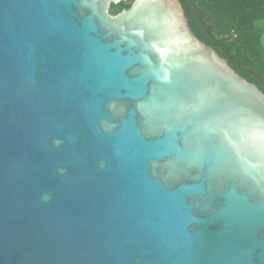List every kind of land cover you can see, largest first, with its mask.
<instances>
[{
  "label": "water",
  "instance_id": "95a60500",
  "mask_svg": "<svg viewBox=\"0 0 264 264\" xmlns=\"http://www.w3.org/2000/svg\"><path fill=\"white\" fill-rule=\"evenodd\" d=\"M122 1L0 0V264H264V91Z\"/></svg>",
  "mask_w": 264,
  "mask_h": 264
},
{
  "label": "trees",
  "instance_id": "16d2710c",
  "mask_svg": "<svg viewBox=\"0 0 264 264\" xmlns=\"http://www.w3.org/2000/svg\"><path fill=\"white\" fill-rule=\"evenodd\" d=\"M196 35L264 91V0H181ZM133 0L113 4L111 13Z\"/></svg>",
  "mask_w": 264,
  "mask_h": 264
}]
</instances>
